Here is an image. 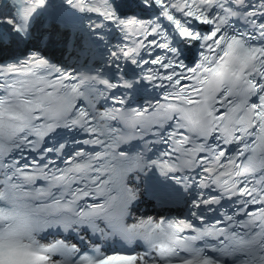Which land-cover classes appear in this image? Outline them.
<instances>
[{"label": "snow or ice", "instance_id": "obj_1", "mask_svg": "<svg viewBox=\"0 0 264 264\" xmlns=\"http://www.w3.org/2000/svg\"><path fill=\"white\" fill-rule=\"evenodd\" d=\"M64 2L73 15L96 13L126 36L139 32L145 37L135 41V47L110 53L114 62L122 56L139 66L132 55L150 46L172 54L142 61L172 72L156 74L150 69L152 74L141 81H168L174 91L165 93L168 103L126 107L124 97L114 92L105 97V92L133 89V80L113 83L100 79L101 73L69 71L39 51L0 64V264H264V0H139L157 9L155 18L148 20L122 18L116 0ZM47 3L18 0L14 14L0 17V25H9L14 37L27 42L34 18ZM233 19L242 22V28L235 27ZM198 24L211 27L205 33L196 30ZM149 35L155 38L146 43ZM173 41L200 50L193 66L178 59L181 49L173 47ZM177 67L182 71H175ZM115 71H121L118 64ZM97 96L110 99L113 107L99 111ZM148 108H158L159 113L151 115ZM168 122L171 131L154 134L169 146L163 155L170 159L151 161V166H159L165 176L198 168V180L185 186L220 188L223 195L240 198L239 213H225L201 227L193 221L203 225V213L194 211L189 219L148 218L131 227L125 223L136 194L123 183L132 165L127 152L116 150L127 142L121 129L139 135L153 125L164 129ZM57 129L85 138L73 136L74 147L67 152L59 141L48 146L46 138ZM209 137L217 143L209 146ZM229 144L238 145L235 155L222 147ZM174 178L177 184L185 183ZM220 198H204L201 191L191 204L200 209L219 204ZM239 214L245 218L238 220ZM60 223L68 228L88 225L101 236L140 237L149 251L103 255L98 237H89L91 246L79 240L83 251L62 239L42 243L46 229ZM186 230L192 234L185 235ZM57 255L64 259H54Z\"/></svg>", "mask_w": 264, "mask_h": 264}, {"label": "bare ground", "instance_id": "obj_2", "mask_svg": "<svg viewBox=\"0 0 264 264\" xmlns=\"http://www.w3.org/2000/svg\"><path fill=\"white\" fill-rule=\"evenodd\" d=\"M149 206L153 210L151 213H154L155 215H158L157 213H159V212H164V213H166V212H174L176 214H179V212H178L179 208H174V209H172V208H157L154 205V203L152 201H150V200L147 201L146 203H144L145 210ZM161 215H163V214H161ZM161 215H158V216H161Z\"/></svg>", "mask_w": 264, "mask_h": 264}]
</instances>
